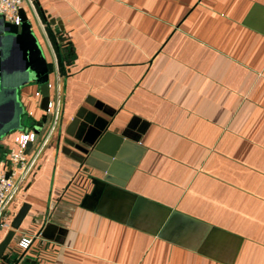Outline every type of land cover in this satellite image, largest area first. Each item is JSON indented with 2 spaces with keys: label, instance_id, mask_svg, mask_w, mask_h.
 I'll use <instances>...</instances> for the list:
<instances>
[{
  "label": "crops",
  "instance_id": "obj_1",
  "mask_svg": "<svg viewBox=\"0 0 264 264\" xmlns=\"http://www.w3.org/2000/svg\"><path fill=\"white\" fill-rule=\"evenodd\" d=\"M23 8L61 113L45 141L40 86L19 88L34 120L22 128L38 132L9 205L10 224L28 207L11 245L24 251L18 242L34 235L36 258L21 264H264V0ZM44 15L64 25L62 54ZM0 41L15 81L20 53L12 36ZM18 120L4 90L0 170Z\"/></svg>",
  "mask_w": 264,
  "mask_h": 264
},
{
  "label": "water",
  "instance_id": "obj_2",
  "mask_svg": "<svg viewBox=\"0 0 264 264\" xmlns=\"http://www.w3.org/2000/svg\"><path fill=\"white\" fill-rule=\"evenodd\" d=\"M20 23H14L6 20L3 14H0V21L2 27L0 28V38L3 36H12L15 42V47L20 53V58L22 61L24 73L15 81H11L8 77L5 56H4V47L0 41V93L4 90H8L12 96L13 101L18 107L19 120L17 124L19 127L31 126L34 124V120L31 116L24 113L23 106L18 99V90L26 82L32 81L37 83L40 86L42 99L41 107L44 110H47L48 103L50 101V81H49V68L48 61L46 59L42 45L36 36L35 32L32 29V23L27 15L26 11L22 7L20 9ZM46 26L53 35L57 48L62 54V48L59 44L60 41H67V36L63 35L64 25L60 22L58 18H52L51 16L44 15ZM51 25L56 27L55 30L52 29ZM58 35H61V38H58ZM63 65H65L63 59ZM47 114L45 113L42 117V120L35 125L42 126L43 122L46 120ZM4 132H0V138ZM33 142L28 143L27 151ZM28 211L27 205H24L14 220L12 221L11 228L6 232L5 236L0 241V257L5 261L6 264H21L24 259L36 258L34 256L36 251H29L25 249L20 251L19 248L11 245L13 237L15 235L16 229L19 228L26 212ZM9 248L8 254H4V251Z\"/></svg>",
  "mask_w": 264,
  "mask_h": 264
},
{
  "label": "built area",
  "instance_id": "obj_3",
  "mask_svg": "<svg viewBox=\"0 0 264 264\" xmlns=\"http://www.w3.org/2000/svg\"><path fill=\"white\" fill-rule=\"evenodd\" d=\"M23 7V0H0V14L6 20L20 23V9ZM50 83V88H51ZM41 95L40 91L36 92ZM61 113V100L50 99L46 114L50 116V125L46 139H48L57 128ZM38 137V132L32 128H22L14 135L12 145L9 147L8 155L4 167L0 170V240L11 228L8 220L9 205L14 199L19 185L26 179L32 167L36 163L37 154L33 157L28 156V143L34 142ZM34 235L24 236L18 245L23 249L31 247Z\"/></svg>",
  "mask_w": 264,
  "mask_h": 264
}]
</instances>
